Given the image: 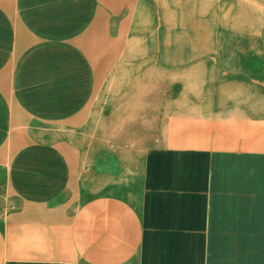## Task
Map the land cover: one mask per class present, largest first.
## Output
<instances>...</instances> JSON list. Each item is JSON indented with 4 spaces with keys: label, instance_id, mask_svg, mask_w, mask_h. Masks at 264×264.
Instances as JSON below:
<instances>
[{
    "label": "crops",
    "instance_id": "1",
    "mask_svg": "<svg viewBox=\"0 0 264 264\" xmlns=\"http://www.w3.org/2000/svg\"><path fill=\"white\" fill-rule=\"evenodd\" d=\"M148 2L0 0V264H264V34L175 61L201 84L175 140L71 166L89 82L72 36Z\"/></svg>",
    "mask_w": 264,
    "mask_h": 264
},
{
    "label": "rangeland",
    "instance_id": "2",
    "mask_svg": "<svg viewBox=\"0 0 264 264\" xmlns=\"http://www.w3.org/2000/svg\"><path fill=\"white\" fill-rule=\"evenodd\" d=\"M146 10L144 18L106 20L72 36L89 70L70 139L73 170L103 168L113 156L175 140L179 92L201 86L180 82L175 61L202 53L209 42L226 48L264 34V0H149ZM6 101L21 111L11 81Z\"/></svg>",
    "mask_w": 264,
    "mask_h": 264
}]
</instances>
